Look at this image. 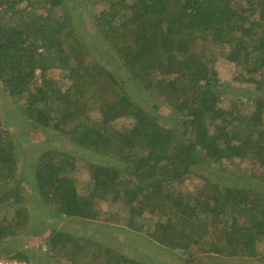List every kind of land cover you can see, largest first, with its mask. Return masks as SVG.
<instances>
[{"label":"trees","instance_id":"obj_1","mask_svg":"<svg viewBox=\"0 0 264 264\" xmlns=\"http://www.w3.org/2000/svg\"><path fill=\"white\" fill-rule=\"evenodd\" d=\"M85 1L0 0V85L25 125L97 159L82 162L91 190L81 194L73 150L47 142L18 162L22 133L0 115V254L30 260L2 247L30 225V192L57 219L117 224L100 203L119 201L133 229L154 218L146 230L154 245L180 251L183 264H260L264 0ZM100 1L107 8L93 17L94 33L82 34L76 21ZM101 42L108 55L98 52ZM216 57L240 70L234 80L252 86L248 94L256 95L242 92L249 112L220 105L233 86L219 80ZM123 118L128 126L116 128ZM233 159L262 171L227 182L215 169ZM184 182L195 183L194 192L180 188ZM46 241L70 264H147L91 236L53 228Z\"/></svg>","mask_w":264,"mask_h":264},{"label":"rangeland","instance_id":"obj_2","mask_svg":"<svg viewBox=\"0 0 264 264\" xmlns=\"http://www.w3.org/2000/svg\"><path fill=\"white\" fill-rule=\"evenodd\" d=\"M91 1L92 0H87L85 2ZM106 8V1H100L95 4L91 3L87 8L85 7L83 18L80 17L76 21V25L79 22L82 23L78 25L82 34L86 35L89 33V35H91L94 33L95 18L93 19V17ZM99 44L100 49H98V52L105 50L108 55L106 44L103 42ZM215 63L219 80L228 82L234 87H227V93L229 94H224L220 105L227 107L235 103L243 113L249 112L252 105L244 98L245 95L250 92L248 89H251L252 86L234 80V76L240 71L234 64L229 63L221 57H216ZM50 73L55 75L56 78H61L63 75V73L57 69H52ZM242 95L244 96L241 97ZM248 95L254 96L256 94ZM0 115H2L4 122L9 128L19 129L22 133L21 146L24 155L18 157V162L28 163L29 160L36 157L38 149L42 150L47 142H49L48 145H50L51 148H56L61 151L73 150L77 157V165L72 172V176L76 180L78 191L81 194H86L91 190L90 176L86 172L84 166L82 167V162H84V159L97 160L93 154L85 150L76 149V147L69 144L66 139L60 135L50 134L48 131L40 130L37 127L30 128L28 127L29 125H25L26 123L23 121V116L18 109L17 103L14 98L4 91L2 85H0ZM92 117V119L98 120L100 114L95 112ZM22 122L24 123L23 125H21ZM114 126L116 128H122L128 125L127 121L123 118L117 120ZM222 166V168H225L223 171H221V168L215 169V171L220 175L224 174L227 182L236 180L238 176L246 177L247 175H252L255 172L261 173L262 171L261 168L252 167V164L247 161L239 162L237 159L223 160ZM212 178H214V176ZM27 180L28 182L32 181L31 177ZM200 182V180L196 181V185L199 186ZM194 184L195 183L184 182L180 185V188L191 192V190L194 189ZM28 190L31 189L28 188ZM30 195L31 193L28 192V197L26 198V204L30 208L32 215L30 225L24 232L19 233L17 236L7 238L2 243L3 249H9L11 254L17 251L25 252L30 259L27 264H70L64 254L60 253V255H54L51 252L50 246L46 240L49 232L53 228L73 234L91 236L104 242L106 241L112 246L118 247L122 252L140 261L144 260L147 264H183L184 254L180 251L174 249H160L157 245H154L155 242L146 231L147 226L153 223L154 218L148 223L144 219L143 222L146 224L143 225V229H133L127 225L128 212L119 201H113L108 197L105 201L100 203L103 211L106 212L111 219L114 218L115 220V215L118 216L119 221L115 224L104 219L93 222L71 219L69 217L57 219L54 216L48 215V213L44 211V208L40 207V204H36V196L31 197ZM5 212L6 210L1 209L0 217H2ZM259 254H264V245L259 248ZM258 263L264 264V260L258 261Z\"/></svg>","mask_w":264,"mask_h":264},{"label":"built area","instance_id":"obj_3","mask_svg":"<svg viewBox=\"0 0 264 264\" xmlns=\"http://www.w3.org/2000/svg\"><path fill=\"white\" fill-rule=\"evenodd\" d=\"M0 264H27L26 261L12 257L11 255L0 254Z\"/></svg>","mask_w":264,"mask_h":264}]
</instances>
